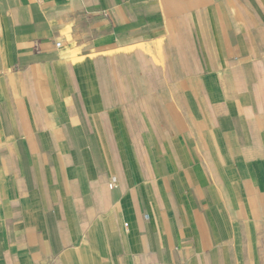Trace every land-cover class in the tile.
Here are the masks:
<instances>
[{
    "label": "crops",
    "instance_id": "crops-1",
    "mask_svg": "<svg viewBox=\"0 0 264 264\" xmlns=\"http://www.w3.org/2000/svg\"><path fill=\"white\" fill-rule=\"evenodd\" d=\"M0 264H264V0H0Z\"/></svg>",
    "mask_w": 264,
    "mask_h": 264
},
{
    "label": "built area",
    "instance_id": "built-area-1",
    "mask_svg": "<svg viewBox=\"0 0 264 264\" xmlns=\"http://www.w3.org/2000/svg\"><path fill=\"white\" fill-rule=\"evenodd\" d=\"M57 46H58V47L61 46V42H57Z\"/></svg>",
    "mask_w": 264,
    "mask_h": 264
}]
</instances>
